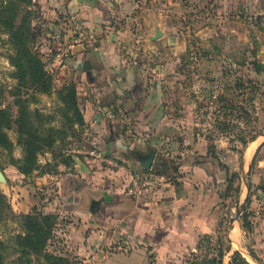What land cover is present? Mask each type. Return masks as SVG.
<instances>
[{
	"label": "crops",
	"instance_id": "obj_1",
	"mask_svg": "<svg viewBox=\"0 0 264 264\" xmlns=\"http://www.w3.org/2000/svg\"><path fill=\"white\" fill-rule=\"evenodd\" d=\"M35 1L40 27L69 24L74 31L96 36L94 46H75L58 66V79L76 85L85 122L72 156L74 163L60 168L54 181L65 253L77 264H150L152 260L184 264L194 252L202 251L222 209L229 208L230 200L220 198L225 194L226 171L233 170L245 174L238 184L235 209L230 210L243 203L244 209L236 220L229 212L230 250L222 264H230L234 251L249 264H264V176L257 177L264 161L257 171L250 168L252 155L264 147V129L245 143L236 170L226 161L227 154L221 155L225 148L212 143L211 134L196 128L190 120L193 115H186L185 107L206 105L211 83L200 85L193 80L189 68L193 66L184 64L190 59L184 54V35L171 39L166 26L170 7L182 14L179 24L191 3ZM206 5L224 16L199 22L204 28L198 42L217 43L216 29L223 23L226 42L238 37L246 43L241 51L247 59L246 73L264 87V0H207ZM158 11L162 12L159 19ZM156 31L161 35L154 40ZM211 53L209 58H214ZM196 60L201 76L218 75L215 60ZM94 148L123 167L111 169L86 155ZM150 155L151 166L145 169L142 162ZM134 173L153 174L161 180L145 202H136L126 192ZM244 215L249 228L242 226Z\"/></svg>",
	"mask_w": 264,
	"mask_h": 264
},
{
	"label": "rangeland",
	"instance_id": "obj_2",
	"mask_svg": "<svg viewBox=\"0 0 264 264\" xmlns=\"http://www.w3.org/2000/svg\"><path fill=\"white\" fill-rule=\"evenodd\" d=\"M187 1L193 7L190 11H185L184 22L179 24L177 19H182V14L177 7L174 10L170 7L167 13L170 19L169 25L166 26L167 36L175 40L177 35H184V54L190 58L184 61V64L193 66L189 68L193 70L191 73L194 81H198L200 85L211 83V87H208L206 105L201 108L185 107L186 115H193L190 120L193 118L194 126L208 131L212 137L211 142L226 149H221V155L226 153V161L233 169H238V157L244 150L245 143L255 136L258 137L264 129V87L254 82L246 73L247 59L243 58L241 52L242 48L247 46L246 43L238 37H234L229 43L226 42L223 23L216 29L219 39L217 43L198 42V37L203 36L200 31L204 28L199 22H206L208 18L223 17V12L208 10L207 0ZM1 3L0 112L5 114L0 116V132L6 136L7 143L0 145V172L4 177V181L0 182V264H26L27 260L31 264H77L62 247L63 239L59 232L63 227V219L58 210L59 203L54 201V181L62 172L60 168L66 167L63 164L66 158H72L76 154L74 150L81 140V130L85 122H79L80 117L68 103L69 98L63 88L73 81L63 82L58 79V66L72 53L62 62L52 60V57L64 49L67 43L80 36L92 37L94 41L96 36L80 28L74 31L67 23L65 24L68 27L64 24L62 27H40V9L35 0H0V5ZM161 13H156L158 19ZM65 35L67 39L64 38ZM24 44L31 48L34 54H38L43 62L48 84L43 89L33 85L30 73L32 69L29 66L28 70L24 68L25 64L29 65L25 59ZM78 45L89 47L94 46L95 42L92 45L78 43L74 46ZM209 51L210 54L214 52L216 56L209 58ZM227 54L229 56L225 57ZM197 56L215 60L214 67L218 75L213 78L211 76L212 79L208 78L210 76H201L195 66L198 64ZM213 96L215 99L210 104ZM79 102L78 98L80 108ZM192 111H195L194 114ZM18 120L25 122L21 132L16 131L14 127ZM24 135L33 139L32 151L35 158L30 168L21 172L18 166L24 165L22 158L27 147L23 144ZM260 140L262 139L259 138L257 143ZM252 158L250 168L255 172L258 170L257 165L264 161V147H260ZM259 173L263 178L264 170L259 169L257 177ZM244 174L242 171H226L225 194L220 199H224V196L228 198L229 208L222 209L215 232L208 236L202 251L194 252L195 255L190 256V259H185L186 264H203L205 258H211L217 253L218 241L224 248L228 246L229 212L236 213L234 203L238 201V184ZM18 203L22 205L18 206ZM231 208H234V211L230 210ZM27 215L35 216L34 220H24L23 216ZM33 222L37 223V228H41L38 235L35 234V228L32 231L29 229ZM17 235L24 238L17 239ZM27 237H30L32 244L36 246L35 250L30 249ZM21 250L27 252L28 256H22ZM46 255L49 260L45 259Z\"/></svg>",
	"mask_w": 264,
	"mask_h": 264
},
{
	"label": "trees",
	"instance_id": "obj_3",
	"mask_svg": "<svg viewBox=\"0 0 264 264\" xmlns=\"http://www.w3.org/2000/svg\"><path fill=\"white\" fill-rule=\"evenodd\" d=\"M0 7H2V3L0 5ZM16 30L14 29V34H15ZM24 48L26 49L25 50V59H27V62L29 65L25 64L24 68H27V66H29L32 71H30L31 75H32V83L33 85H37L39 86L40 89H43V87L45 88L46 86H48V84H46V75H45V72L43 70V62L42 60L40 59V57L38 56V54H34L32 51H31V48H29L26 44H24ZM22 68V66H20V69ZM47 79V78H46ZM64 90H66L67 92V97L69 98L68 100V103L70 105H72L75 109V113L80 117L79 119V122L84 124V120H83V116H82V113L80 111V108L78 107V95H77V90H76V86L75 84L73 83H67L64 87ZM3 112H0V116H2ZM1 120H0V124H1ZM24 120H18L14 123V127L16 129V131H20L21 132V129L24 128ZM25 136V135H24ZM22 140H24L23 144L27 145L26 147V150L24 152V156L22 158L23 162H24V165H19L18 166V170L21 171V172H26L30 166H31V163H32V160L35 158L34 156V151H32V148H33V145H34V142H33V139L32 137H28L25 136L24 138L22 137ZM5 143H7V139H6V136L0 132V145H4ZM74 163V160L69 156L66 158V161L63 163L66 167H70L72 166V164ZM34 217L35 216H23L24 220H27V221H33L34 220ZM249 220H247L246 216L244 215L242 217V226L244 228H249ZM35 228V229H34ZM30 231H32V229H34V231H36V235L40 234L39 232L41 231V228H37V223H32L31 226H30ZM17 239H20L22 240V238H24V236H20V235H17L16 236ZM28 239V242L30 243L29 246H30V249L31 250H35L36 249V246L34 244H32V240L30 239V237H27ZM208 239V237L206 238V240ZM0 244L2 245V242L0 241ZM218 245V248H217V253L214 254V256H212L211 258H205L204 262H202L203 264H222V259H223V256L226 252H228L230 250V247L229 245L226 246L225 248L223 246H221V243L220 241H218L217 243ZM20 253L22 254V256L25 254V256H28V253L25 252V251H20ZM45 259L49 260V256H44ZM21 261V258H19V262ZM21 264V263H20ZM26 264H31V262H26ZM150 264H163V263H160V262H155V261H151ZM165 264H179L175 261H170V262H167ZM191 264H196V263H191ZM230 264H249L246 259L238 252V251H234L233 254L231 255V260H230Z\"/></svg>",
	"mask_w": 264,
	"mask_h": 264
},
{
	"label": "built area",
	"instance_id": "obj_4",
	"mask_svg": "<svg viewBox=\"0 0 264 264\" xmlns=\"http://www.w3.org/2000/svg\"><path fill=\"white\" fill-rule=\"evenodd\" d=\"M95 41L93 38L89 37H82L76 38L71 42L66 44V47L61 51L57 52L53 57L52 60H59L62 62L63 59L67 58L71 55V49L76 44L84 43L88 45H92ZM215 96H213L212 100H210V104L213 103ZM86 155L92 157L95 160L101 161L107 167L114 169V168H122V164H120L117 160L113 158H106L104 157L101 152L94 148L86 152ZM161 180L159 177L153 174H144V173H134L131 176L130 184L127 187V194L136 202H145L150 194L154 191L157 186V183H160Z\"/></svg>",
	"mask_w": 264,
	"mask_h": 264
},
{
	"label": "water",
	"instance_id": "obj_5",
	"mask_svg": "<svg viewBox=\"0 0 264 264\" xmlns=\"http://www.w3.org/2000/svg\"><path fill=\"white\" fill-rule=\"evenodd\" d=\"M160 35H161V34L159 33V31H156V32H155V35H154V37H153V39L159 38ZM74 48H75V46L72 47V49H71V53H72V54H73V50H74ZM151 160H152V155L145 157V158H144V161L142 162V166H143L145 169H149L150 166H151ZM1 181H2V182L4 181V177H3L2 173L0 172V182H1ZM243 209H244V203L238 206V208H237V210H236V213H235L234 217L232 218V220H236L237 217H238V215L240 214V212H241Z\"/></svg>",
	"mask_w": 264,
	"mask_h": 264
},
{
	"label": "bare ground",
	"instance_id": "obj_6",
	"mask_svg": "<svg viewBox=\"0 0 264 264\" xmlns=\"http://www.w3.org/2000/svg\"><path fill=\"white\" fill-rule=\"evenodd\" d=\"M254 149V146L250 148L249 150V155H250V152Z\"/></svg>",
	"mask_w": 264,
	"mask_h": 264
}]
</instances>
